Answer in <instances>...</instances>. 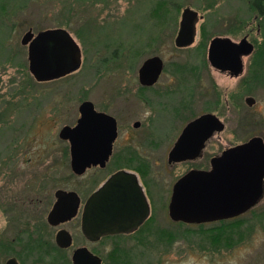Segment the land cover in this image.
<instances>
[{
    "label": "flooded vegetation",
    "instance_id": "flooded-vegetation-1",
    "mask_svg": "<svg viewBox=\"0 0 264 264\" xmlns=\"http://www.w3.org/2000/svg\"><path fill=\"white\" fill-rule=\"evenodd\" d=\"M252 7L260 18H264V0H252ZM179 30L180 25L177 35ZM49 32L57 33L48 34ZM27 33L30 36L28 42L23 45L22 39ZM41 33L46 34L43 40H47V42L44 43L39 38ZM64 34H67L79 48L81 64L63 76L47 80L48 75L52 74L49 67H53L60 72L65 69L69 60L70 47ZM65 44L67 50H65ZM20 46L26 50L27 70L29 50L32 46L33 56L39 65L42 76L46 78L42 81H36L29 73L39 85L73 77L78 74L83 65L81 48L74 37L62 27L46 28L37 32H33L31 28H28L20 39ZM9 50L13 53L11 48ZM14 54L18 55L19 53ZM249 56L241 59L242 72L238 76H231L228 71L215 70L207 64L214 73L236 81L233 88L227 90L230 100L233 103V100H235L236 108H238L235 112L233 124L236 129L241 126L242 129L254 131L251 136L240 138L239 143L235 146L245 144L252 138H259L264 144L262 135L264 126L251 123L254 117L256 119L264 118V113H258L257 115L252 113L254 115H251L249 109L255 107L257 101L245 92L246 90L249 91L248 87L255 78L256 73L254 67L257 59ZM245 59H247V65L244 63ZM162 63L161 73L153 85L141 84L138 69L135 75L121 74V80H117L112 85L107 84L104 80V90H100L96 96H91L94 91H85L88 95L78 96L76 116L69 127L76 126L81 118L80 106L85 102H89L97 114L105 115L113 120L116 131L111 153L104 165L90 166L82 174H76L71 170L69 142L59 137L58 139L63 146L54 160L52 159L53 155L49 154L48 158H51V162L48 163L45 155L38 153L37 156H33L35 158L31 159L33 163L31 162L29 169L16 170L14 168L15 146L28 141L23 136L28 131L25 124L26 118L27 116L30 117L32 112L35 114L40 113L44 102L46 104L48 91L41 89V99L38 102L34 101L36 103L32 105L31 84L25 82L23 86H19L13 101H3L4 108L0 110V137L6 138L9 135L10 137L6 138L1 146L11 145L14 147L10 148L9 151V148H7L6 151L8 152L3 153L6 154L5 159L0 161V168H8L0 175V264H74L73 257L77 252L81 255L80 264H164L168 262L167 258L164 259V257L172 254L173 244L178 240L186 241L187 237H191V229L197 227L204 231L201 233L204 243L207 245V239H209L211 242L210 249L220 252L222 240H217L214 246L213 237H217V239L222 237L224 225H237L242 217L254 213L257 205L264 197V179L262 182V197L253 208L241 216L197 224L181 220L176 221L171 218L169 208L175 183L190 171H209L211 160L221 156L224 152L225 149H222L220 153H210L209 155L207 153L209 146L218 145V136L224 131L225 122L221 118L220 104L222 101L217 89L218 85L211 77L209 83H211L212 89L210 90L209 87L205 89L202 105L203 113L199 116H193L191 112H183L180 114L181 116L175 114L173 117L175 105H172V110H168L175 122L174 128L171 130L172 135H165L162 139H159L154 134V121L159 113L158 110L160 111L161 108L165 107L167 109L168 105L165 98L173 94L176 87L156 89L160 85V78L164 72V62L162 61ZM242 99L247 107L245 110L240 104ZM249 99L252 100L251 103H249ZM26 106L30 107V114L26 110L28 114L24 116L25 120L15 127L16 116L21 115L20 112L25 111L24 107ZM177 106L180 107L181 111H187V108L190 107V99L184 100L183 103L180 101ZM247 113L249 114L246 116ZM207 114L215 116L223 124V130L212 132L203 143L197 157L193 160L188 159L187 154L180 162H170V152L185 128L194 120ZM249 124L252 127H248ZM6 130H11V132ZM12 134L13 136H11ZM41 141L44 140L41 139ZM145 143L151 146L154 152L152 153V160L147 157L148 154L146 156L143 152V144ZM164 158L166 167L174 169L176 166H184L186 171L175 175L171 170L165 172L166 168H164L163 175H161L159 163L164 161ZM55 160V166H59V168L48 169L52 168V161ZM119 173L125 174L132 180L128 182L133 184L131 188L134 190V194L128 192L123 195L118 194L113 196L112 200L123 202L135 209L126 216L129 217L127 218L129 223L126 224V230L103 235L85 234L83 221L86 209L88 208L90 211L91 204L89 200L103 184ZM19 177H23L24 185L16 187L15 183H17ZM123 188L122 186L117 189ZM137 196L140 198L139 201ZM90 214L91 212H89ZM259 214L260 216L263 215ZM131 217H134V219L132 220ZM140 218H143V220ZM140 220V224H135ZM199 235L196 234V236ZM89 237L100 238L94 240Z\"/></svg>",
    "mask_w": 264,
    "mask_h": 264
},
{
    "label": "rangeland",
    "instance_id": "rangeland-1",
    "mask_svg": "<svg viewBox=\"0 0 264 264\" xmlns=\"http://www.w3.org/2000/svg\"><path fill=\"white\" fill-rule=\"evenodd\" d=\"M160 2L164 3L161 6L163 14L156 9ZM185 9L196 12L198 21L193 43L179 48L174 41ZM155 13L163 15V19L155 18ZM53 27H62L74 37L83 54V65L73 77L39 85L27 70L26 50L20 46V39L28 28L37 32ZM214 37L229 38L234 42L246 38L253 44L254 50L249 57L257 59L254 67L256 73L249 91L245 92L257 101V105L249 109L251 115L263 114L264 18L254 11L252 0H0V110L4 108L3 101L15 99L19 86L25 82L31 84L32 105L41 99V89L48 91L46 104L44 102L40 113L30 114V107L26 106L25 111L16 116L15 127L25 120L24 116L28 114L26 110L30 114L25 122L28 131L23 135L28 141L15 146L14 168L29 169L31 159L38 153L45 155L48 163L51 162L49 154L53 155L54 160L63 146L58 133L61 127L72 124L78 96L88 95L85 91H94L91 96L98 95L100 90H104V80L112 85L121 80V74L135 75L141 64L153 56L160 57L164 62L163 76L156 89L176 86L173 94L165 98L167 109L158 110L154 121V134L159 139L172 135L175 122L168 112L172 110V105H175L173 117L183 112H191L193 116L203 113L205 89H212L209 83L211 77L218 85L225 129L218 136V145L209 146L208 155L220 153L222 149L238 144L240 138L251 136L253 130L242 129L241 126L236 129L233 124L238 108L236 101L233 100V103L230 100L227 90L232 89L236 81L214 73L207 65V47ZM201 45H204V50L200 53L197 48ZM16 52L19 54L15 55ZM244 63L247 65V59ZM173 65L181 66L186 71L175 73ZM188 98L190 107H186L187 111H181L178 103ZM240 104L243 110L247 108L243 99ZM252 121L264 126V118L254 117ZM262 135L264 137V132ZM6 138L0 137V146ZM13 147H0V161L5 159L6 154L3 153ZM143 152L152 160L154 152L147 143L143 144ZM52 163V168L48 169L59 168L55 166L56 160ZM159 165L161 175L164 168L165 172L171 170L175 175L186 171L184 166L174 169L166 167L165 158ZM5 169L8 168H0V175ZM15 185L23 186V177H19ZM239 222L242 224L239 227L232 225V235L227 233L228 237H233L230 247L222 245L220 252L212 251L210 240L207 239L206 245L201 237L204 231L197 227L191 229V237H187L186 241L178 240L173 244L172 254L164 257L168 260L164 264H264V197L254 213L245 215ZM226 226H223L222 232H228Z\"/></svg>",
    "mask_w": 264,
    "mask_h": 264
},
{
    "label": "water",
    "instance_id": "water-1",
    "mask_svg": "<svg viewBox=\"0 0 264 264\" xmlns=\"http://www.w3.org/2000/svg\"><path fill=\"white\" fill-rule=\"evenodd\" d=\"M197 21L196 12L189 9L183 11L180 30L175 39L176 47H186L193 43ZM52 33L57 32L48 34ZM44 35L46 34H39V38L45 43L47 40H43ZM64 35L69 42V60L65 69L60 72L49 67L52 74L48 75L47 80L63 76L81 64L79 48L67 34ZM29 36L30 34L27 33L23 37V45L28 42ZM64 47L67 50L66 44ZM252 51L253 45L246 38L234 42L229 38L214 37L208 44L207 62L215 70L228 71L231 76H238L242 72L241 59L248 57ZM28 61V70L33 78L36 81L45 80L33 56L32 46H30ZM162 66V60L158 56L146 59L138 70L141 84L153 85L161 73ZM251 102L252 100L249 99V103ZM79 111L81 118L76 126H64L58 134L60 139L69 142L70 168L76 174H82L90 166L97 164L103 166L111 153V146L116 136L113 120L105 115L97 114L89 102L83 103ZM222 130L223 124L211 114L194 120L185 128L170 152L169 161L180 162L187 154L188 159L193 160L212 132ZM263 179L264 144L259 138H252L245 144L225 149L221 156L211 160L209 171L193 170L180 178L173 187L170 216L173 220L191 224L241 216L253 208L262 197ZM128 181L132 180L125 174H116L91 197L90 211L86 209L83 221L85 234L103 235L126 230V224L129 223L127 219L129 217L126 216L135 209L123 202L112 200L113 196L118 194L123 195L126 192L134 194L131 188L133 184ZM122 186L123 189H117ZM137 200H140L138 196ZM89 212H91L90 215ZM131 218L134 219V217ZM143 218L140 219L143 220ZM141 220L135 224H140ZM89 238L96 240L100 237ZM80 256L79 252L74 255V264H80Z\"/></svg>",
    "mask_w": 264,
    "mask_h": 264
},
{
    "label": "trees",
    "instance_id": "trees-1",
    "mask_svg": "<svg viewBox=\"0 0 264 264\" xmlns=\"http://www.w3.org/2000/svg\"><path fill=\"white\" fill-rule=\"evenodd\" d=\"M162 5H164V3L163 2H160L159 4H158V6H157V11L159 12V10H160V12L162 11V9H161V6ZM159 12V13H160ZM159 13H155V14H157V15H155L154 17L155 18H157V19H159V20H161V19H163L162 17H163V15L161 16ZM162 14L164 13V11H162L161 12ZM197 50H199V52L201 53V51H203L204 50V45H201V46H199L198 48H197ZM175 67V73H182V72H184V71H186V70H184L183 68H181V66H178V65H173V68ZM242 224H241V222H239L236 226L237 227H239V226H241ZM232 228H233V226L232 225H229V226H226L225 227V229H227L228 230V232H222V236L223 237H218V239H217V237H213V242H214V244L216 243V241L217 240H222V245L224 246V247H230L231 245H232V241H233V237H228L227 236V233H230L231 235L234 233V231H232ZM240 239L242 238V237H239Z\"/></svg>",
    "mask_w": 264,
    "mask_h": 264
}]
</instances>
